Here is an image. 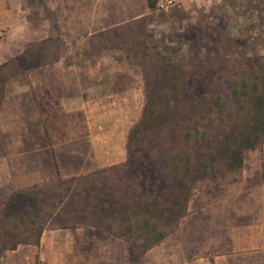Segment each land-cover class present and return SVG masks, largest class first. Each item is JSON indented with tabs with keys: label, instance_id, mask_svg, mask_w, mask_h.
Segmentation results:
<instances>
[{
	"label": "rangeland",
	"instance_id": "rangeland-1",
	"mask_svg": "<svg viewBox=\"0 0 264 264\" xmlns=\"http://www.w3.org/2000/svg\"><path fill=\"white\" fill-rule=\"evenodd\" d=\"M19 9L21 14H14L16 30L0 28L3 42L0 48L5 49L2 62L44 40L49 49L46 57L49 63L10 80L0 111L1 137L14 140L20 137L23 144L11 147L17 152V161L12 160L11 169L7 170V165L4 167L0 162V208L17 191L37 194L31 200L29 215L22 220L18 219L16 210L0 213V261L14 240H32L30 244L40 250V237L46 233L49 242L56 243L60 222L65 220L60 215L63 206L58 202L52 206L41 199L60 193L66 186L60 184V179L103 180L94 174L102 168H94L87 159L91 157L92 145L83 134L89 125L96 129L97 135L112 132L113 142L121 134L125 135L126 159L128 132L141 117L146 91L154 89L155 83H163L164 77L173 81L174 74L178 76L183 71L185 84L195 80L206 86L217 78L218 71L196 65L215 62L222 66L223 58H238L240 53L264 56V0H25ZM227 38L237 44L228 46ZM244 40L247 45L241 44ZM55 51L59 58L51 61ZM211 76L214 78L210 79ZM230 80L224 74L219 78L220 88L216 85L211 92L226 95ZM133 107L137 109L130 111ZM102 113H108L107 117L96 118ZM73 131H79L82 136L79 144L73 145L74 141L69 140ZM262 147L244 152L248 163L263 154ZM112 152L119 153V150ZM262 180L263 176L258 173L244 179L241 173L230 172L222 180L200 185L193 191L187 214L150 249L167 250L178 245L172 242L176 239L185 252L187 249L193 256L203 255L206 259L204 255L216 251L210 243L205 250L201 242L205 237L214 238L212 230L216 228L205 226L210 225L209 215L212 217L217 207L228 203L232 192L228 189L240 190V198L245 201L249 199L246 189L261 185ZM34 212L41 216L33 217ZM49 212L53 213L51 219H47ZM6 218L10 221L6 222ZM110 220L117 223L115 219ZM125 224L121 223V227ZM38 226L45 228L34 243ZM79 226L88 228L89 225L69 228ZM99 229H94V233L100 238L104 233L115 234ZM207 231L209 235L205 234ZM97 237L93 239L99 241ZM122 238L118 247L124 249L129 264L152 261H142L143 254L150 250L140 253L143 241ZM188 240L192 245L186 244ZM96 245L100 249V244ZM112 249L115 251L116 243ZM36 264L46 263L39 260ZM236 264H264V255L245 252Z\"/></svg>",
	"mask_w": 264,
	"mask_h": 264
},
{
	"label": "trees",
	"instance_id": "trees-1",
	"mask_svg": "<svg viewBox=\"0 0 264 264\" xmlns=\"http://www.w3.org/2000/svg\"><path fill=\"white\" fill-rule=\"evenodd\" d=\"M226 41L228 46L237 44L229 38ZM45 43L42 40L31 44L0 63V111L10 80L49 63ZM241 44L247 45V41ZM58 58L59 54L53 52L51 61ZM221 63L222 66L215 62L207 67L204 63L196 65L218 71L217 78L211 76L213 80L206 86L195 80L185 84L183 71H179L173 81L164 77L163 83L157 82L154 89L146 91L141 117L128 132L125 161L97 170L94 174L101 176L102 181L90 177L85 182L80 181L81 177L60 179V184L66 185L60 193L52 198L42 197L41 201L52 206L56 202L63 206L60 215L65 220L60 227L95 225L143 241V253L161 242L187 214L196 188L222 180L230 172L241 173L244 152L264 146V56L240 53V57L223 58ZM224 74L231 79L229 93L220 96L211 90L216 85L220 88L219 78ZM23 191L6 198L0 213L16 210L22 220L32 198L37 196ZM52 214L49 212L47 219ZM32 215L39 218L41 213ZM44 228L38 226L34 243ZM19 242L32 240H14L9 248Z\"/></svg>",
	"mask_w": 264,
	"mask_h": 264
},
{
	"label": "crops",
	"instance_id": "crops-1",
	"mask_svg": "<svg viewBox=\"0 0 264 264\" xmlns=\"http://www.w3.org/2000/svg\"><path fill=\"white\" fill-rule=\"evenodd\" d=\"M24 1L0 0V28L16 30L14 14H21L19 6ZM2 45L3 42L1 40L0 47ZM4 58L5 49L2 50L0 48V62ZM136 109L133 107L130 111H135ZM106 115L108 113H102L96 118L103 119L107 117ZM95 130L89 125L88 130L83 134V137L92 145L89 151V155L92 158H87L92 163V166L94 168H105L124 161L125 135L121 134L117 141L113 142L112 132L110 135L108 133L104 135L99 133L97 135ZM73 132L69 140L74 141L72 144L75 145V142L77 144L82 136L79 131ZM19 138H16V140L10 137L2 138L0 132V162L4 163V167L7 165V170L12 168L11 164L14 160L15 162L17 161V152L11 147H20L22 140ZM119 138L122 139L120 142ZM90 145L88 144V146ZM114 149L119 150V153L114 154L112 152ZM261 151H263V154L254 157L249 163L247 157H244V165L241 171L244 179L250 174H261L263 176L261 185L247 188L249 199L245 201L240 198V190L235 192L237 191L236 188L228 189L227 191H232L230 199L227 200L228 203L217 207V211L213 212L212 217L209 215L210 219H208L207 223L210 225L205 226L216 228V230H212L214 238L205 237L201 239V242L205 250H208L210 243L212 247L216 248L215 252L204 255L206 259H204L203 255L193 256L192 251L186 249L185 252L182 244L175 239L172 242L178 245L170 246L167 250L163 248L158 251L150 249L143 254L142 261L146 259L152 260L150 262L147 261V264H236L237 258L244 255L245 252L250 254L263 253L264 255V146ZM187 211L189 210L187 209ZM211 211L213 210L211 209ZM90 225L88 228L79 226L74 229L61 227L60 236L56 239V243L53 240L49 242L46 233H42L40 250H38L36 245H31L30 243L22 245V242H19L15 247L6 250L1 257L0 264H36L39 260L46 264H55L56 262L59 264H129L124 249L118 247V244L123 242L122 237L124 236L117 234L106 235L104 233L102 238H100L94 233V229L101 230L99 229L100 227ZM85 229H88L89 233L85 232ZM209 232L207 231L205 234L209 235ZM93 236H96L97 238L95 239H99V241L94 240ZM91 243L94 245L91 246ZM96 243L100 244L98 247L100 249L95 248L97 247ZM114 243H116L115 251L112 249ZM189 243L192 245L193 242L188 240L186 244ZM53 254H56V256H53ZM194 258H200V260H194Z\"/></svg>",
	"mask_w": 264,
	"mask_h": 264
}]
</instances>
